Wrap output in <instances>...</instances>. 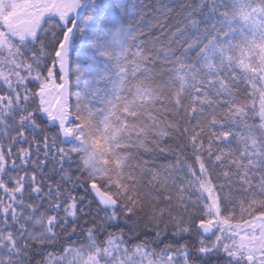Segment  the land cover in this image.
<instances>
[{"label": "snow or ice", "instance_id": "snow-or-ice-1", "mask_svg": "<svg viewBox=\"0 0 264 264\" xmlns=\"http://www.w3.org/2000/svg\"><path fill=\"white\" fill-rule=\"evenodd\" d=\"M0 264H264V0H0Z\"/></svg>", "mask_w": 264, "mask_h": 264}, {"label": "trees", "instance_id": "trees-1", "mask_svg": "<svg viewBox=\"0 0 264 264\" xmlns=\"http://www.w3.org/2000/svg\"><path fill=\"white\" fill-rule=\"evenodd\" d=\"M74 83H75V80H74V78H73V80H72V86H73V87H74ZM72 102L75 103V97H72Z\"/></svg>", "mask_w": 264, "mask_h": 264}, {"label": "rangeland", "instance_id": "rangeland-1", "mask_svg": "<svg viewBox=\"0 0 264 264\" xmlns=\"http://www.w3.org/2000/svg\"><path fill=\"white\" fill-rule=\"evenodd\" d=\"M74 78V80H75V77H73ZM76 83V82H75ZM75 83H74V87H73V91H75ZM73 97H75L74 95H73ZM73 103V102H72Z\"/></svg>", "mask_w": 264, "mask_h": 264}]
</instances>
